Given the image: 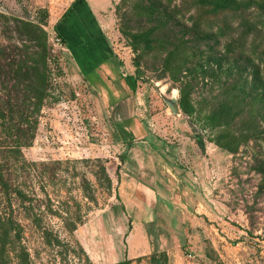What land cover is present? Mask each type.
<instances>
[{"label":"rangeland","instance_id":"obj_1","mask_svg":"<svg viewBox=\"0 0 264 264\" xmlns=\"http://www.w3.org/2000/svg\"><path fill=\"white\" fill-rule=\"evenodd\" d=\"M74 1L0 0V49L24 43L45 64L12 173L27 196L0 207L9 264L20 250L29 264H264V0ZM76 4L62 29L79 32L91 13L86 29L113 65L100 90L58 32ZM136 60L133 93L123 77Z\"/></svg>","mask_w":264,"mask_h":264},{"label":"trees","instance_id":"obj_2","mask_svg":"<svg viewBox=\"0 0 264 264\" xmlns=\"http://www.w3.org/2000/svg\"><path fill=\"white\" fill-rule=\"evenodd\" d=\"M251 2L256 3L257 1L248 0L241 3L239 0H215L214 4L222 9L241 10L248 8ZM257 4L258 7L264 9V5ZM24 27L29 32L33 31L30 26L24 25ZM260 32L264 35L262 31L256 30L257 38L258 36L262 37ZM60 36L64 39L61 34ZM257 59L258 61H263L261 53L258 54ZM134 64L135 74H127L123 77L125 83L133 93L136 91L137 80L141 76L138 61L136 60ZM262 70H264V66L261 69L259 64H257L255 71L257 81L255 85L262 91L260 93V101H264V77L262 76ZM34 75L37 76V82H31ZM9 79L14 81V85L11 87H8ZM21 80L30 81L27 88L23 90L15 86V83ZM44 82L45 64L30 54L27 45L24 43L21 45H9L2 50L0 49V207L3 200L10 203L13 196H19L20 198H26L27 196L21 187V183L16 179L17 175L12 177V173L16 174L23 167L24 161L21 147L28 145L33 138L29 121L32 114H36V109L42 105ZM30 94L33 101L29 105L26 104V101H28L27 98L30 97ZM112 208H115V206L113 205ZM121 208L124 210L123 205H121ZM0 212V264H9V258L7 259V257L10 253H14L13 242L15 235L12 232L14 227L11 217L7 216L8 214L6 213L3 214L2 209H0ZM15 257L21 260V264H29L26 250H20ZM129 262V259L124 258L119 260L117 264H129Z\"/></svg>","mask_w":264,"mask_h":264},{"label":"crops","instance_id":"obj_3","mask_svg":"<svg viewBox=\"0 0 264 264\" xmlns=\"http://www.w3.org/2000/svg\"><path fill=\"white\" fill-rule=\"evenodd\" d=\"M83 1L79 2L83 3ZM81 8L82 7L80 4H76L73 6L68 18L59 25L58 32L66 40V47L68 48L70 54L74 57V61L76 62L80 73L84 76V78L90 80L94 86L96 85L97 90H100V87L98 85L101 86L103 84L102 81H104L101 76H105L108 72H111L113 65L112 62L109 60V57H104L102 41L97 40L93 42L91 40L92 37H90L87 31L88 29H86L87 23L90 22L91 13L87 16L88 20L85 21L81 18V22L79 23V32H71V35L70 32L67 31V29L65 31L64 29H62L64 28L63 26L65 24L67 25L70 23V21L73 19L75 12L77 11V13H79ZM104 83L106 84L105 81ZM110 100L112 102L111 104H113L115 102L117 103L121 101L122 99L117 97L111 98Z\"/></svg>","mask_w":264,"mask_h":264},{"label":"water","instance_id":"obj_4","mask_svg":"<svg viewBox=\"0 0 264 264\" xmlns=\"http://www.w3.org/2000/svg\"><path fill=\"white\" fill-rule=\"evenodd\" d=\"M166 103L173 113L177 112V106H176L175 98H172L170 100H166Z\"/></svg>","mask_w":264,"mask_h":264}]
</instances>
